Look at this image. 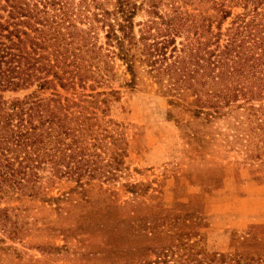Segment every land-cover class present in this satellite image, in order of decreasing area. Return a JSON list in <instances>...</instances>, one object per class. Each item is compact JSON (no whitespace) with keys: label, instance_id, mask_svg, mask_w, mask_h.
I'll use <instances>...</instances> for the list:
<instances>
[{"label":"trees","instance_id":"obj_1","mask_svg":"<svg viewBox=\"0 0 264 264\" xmlns=\"http://www.w3.org/2000/svg\"><path fill=\"white\" fill-rule=\"evenodd\" d=\"M112 58L128 86L142 68L193 117H237L264 156V0H0V230L12 238L22 225L10 203L56 201L64 194L49 192L62 181L119 176L123 140L97 115L106 98L60 92L93 90ZM19 91L29 92L6 96Z\"/></svg>","mask_w":264,"mask_h":264},{"label":"rangeland","instance_id":"obj_2","mask_svg":"<svg viewBox=\"0 0 264 264\" xmlns=\"http://www.w3.org/2000/svg\"><path fill=\"white\" fill-rule=\"evenodd\" d=\"M109 62L93 90L60 92L106 98L97 115L123 140L119 176L81 188L62 181L49 192L64 194L56 201L10 203L22 233L0 230V264L264 263V156L247 146L239 119L193 117L169 105L142 68L130 87L122 62Z\"/></svg>","mask_w":264,"mask_h":264}]
</instances>
